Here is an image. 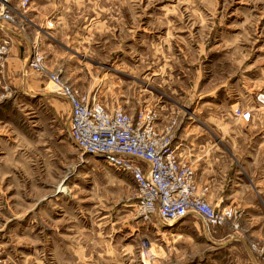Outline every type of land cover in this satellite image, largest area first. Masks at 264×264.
<instances>
[{"label": "rangeland", "instance_id": "374dc122", "mask_svg": "<svg viewBox=\"0 0 264 264\" xmlns=\"http://www.w3.org/2000/svg\"><path fill=\"white\" fill-rule=\"evenodd\" d=\"M2 5L25 41L9 36L0 73V264H264V0ZM16 44L107 109L151 112L173 147L187 124L201 134L214 160L209 203L236 220L142 223L130 175L69 140L68 107L48 78L27 68L23 90L22 64L8 72Z\"/></svg>", "mask_w": 264, "mask_h": 264}, {"label": "built area", "instance_id": "2783aa9c", "mask_svg": "<svg viewBox=\"0 0 264 264\" xmlns=\"http://www.w3.org/2000/svg\"><path fill=\"white\" fill-rule=\"evenodd\" d=\"M13 24V11L2 5L0 73L9 50V36H19ZM45 25L52 27L50 21ZM44 64L43 56L30 48L26 69L48 78L53 92L68 107L69 140L81 155L100 158L130 175L137 188L134 213L142 223L157 228L194 217L209 230L236 220L239 214L232 209L216 210L207 202V189L196 184L193 167L179 160L168 130H157L154 114L139 111L131 117L119 107L109 110L95 95L81 94L57 74L48 72ZM259 101L264 105V96L260 95ZM238 117L248 122L250 113L238 112Z\"/></svg>", "mask_w": 264, "mask_h": 264}, {"label": "crops", "instance_id": "0c3cea01", "mask_svg": "<svg viewBox=\"0 0 264 264\" xmlns=\"http://www.w3.org/2000/svg\"><path fill=\"white\" fill-rule=\"evenodd\" d=\"M14 38L18 39L20 42H22L23 40V38L18 35H15ZM19 45L20 44H16L15 47L12 49V53L8 59V63L10 62L8 64L9 67L8 72L10 73V68L15 66L16 63H19L20 65L22 64L23 75L19 78V86L21 87V89L24 90L27 87V77L24 74V72H26L28 56L26 58L24 57L25 51L24 50L22 51ZM28 49L29 48L27 46V50ZM251 116L253 119L254 115H252V113L250 114V118ZM241 122L246 124V122H243L242 120ZM200 136L201 134H197V132L194 129H190L189 125L187 124L184 128L180 130V133L178 134L174 142V145L176 147L179 160L187 163L190 162L193 165L195 182L200 188L207 189L205 199L207 200V202H209L212 196V194H210V187H209V175H210L209 171L211 169L213 170L214 168V160L212 157H209L208 141L207 140L203 141V139H200ZM203 142L205 143L203 144ZM218 200L220 201L219 203H221L222 198H219ZM217 208H224V207L218 206ZM188 218H194V217H188ZM188 218L182 220L181 222H178L175 226H179L182 222L186 221ZM251 263L261 264L259 261H255V260H252Z\"/></svg>", "mask_w": 264, "mask_h": 264}, {"label": "bare ground", "instance_id": "6f19581e", "mask_svg": "<svg viewBox=\"0 0 264 264\" xmlns=\"http://www.w3.org/2000/svg\"><path fill=\"white\" fill-rule=\"evenodd\" d=\"M170 226H173V224H171Z\"/></svg>", "mask_w": 264, "mask_h": 264}]
</instances>
